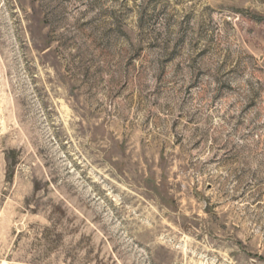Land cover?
<instances>
[{"label": "rangeland", "instance_id": "obj_1", "mask_svg": "<svg viewBox=\"0 0 264 264\" xmlns=\"http://www.w3.org/2000/svg\"><path fill=\"white\" fill-rule=\"evenodd\" d=\"M0 264H264V0H0Z\"/></svg>", "mask_w": 264, "mask_h": 264}]
</instances>
